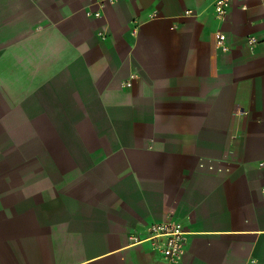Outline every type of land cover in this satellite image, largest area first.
<instances>
[{
  "label": "crops",
  "instance_id": "crops-1",
  "mask_svg": "<svg viewBox=\"0 0 264 264\" xmlns=\"http://www.w3.org/2000/svg\"><path fill=\"white\" fill-rule=\"evenodd\" d=\"M215 1L0 0V264H264V0Z\"/></svg>",
  "mask_w": 264,
  "mask_h": 264
},
{
  "label": "built area",
  "instance_id": "built-area-1",
  "mask_svg": "<svg viewBox=\"0 0 264 264\" xmlns=\"http://www.w3.org/2000/svg\"><path fill=\"white\" fill-rule=\"evenodd\" d=\"M104 0H101L103 3ZM113 2L115 0H108ZM233 0H216L214 4L215 15L219 19L227 16ZM101 3V4H102ZM100 12L96 13L99 16ZM227 36L223 33L217 34L218 46L224 48L226 46ZM254 38L249 40L253 44ZM186 232L177 224L170 220L153 223L148 228V232L142 236L136 233L130 235L133 244H149L155 250H158L163 259L166 261L177 262L184 253Z\"/></svg>",
  "mask_w": 264,
  "mask_h": 264
}]
</instances>
